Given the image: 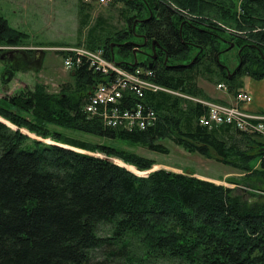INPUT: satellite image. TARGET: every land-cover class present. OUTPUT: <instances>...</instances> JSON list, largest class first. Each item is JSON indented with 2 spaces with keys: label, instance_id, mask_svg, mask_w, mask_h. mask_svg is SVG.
<instances>
[{
  "label": "trees",
  "instance_id": "obj_1",
  "mask_svg": "<svg viewBox=\"0 0 264 264\" xmlns=\"http://www.w3.org/2000/svg\"><path fill=\"white\" fill-rule=\"evenodd\" d=\"M98 1L81 0L80 12ZM108 5L121 6L125 27L93 26L85 48L101 50L106 59L115 56L127 71L143 70L149 75L142 79L197 101L163 91H144L142 97L125 92L124 107L143 104L154 124L131 132L107 128L83 108L93 89L113 76L95 72L86 58L56 94L36 84L0 98V119L16 128L0 121V264H91L103 248L118 264H134L139 253L150 264H264V200L255 193L245 199L234 189L163 169L138 177L111 161L142 175L154 161L120 144L167 155L161 141H169L244 174L250 190L263 191L264 139L230 125H200L207 107L198 101L209 100L198 81L217 80L236 95L243 78L264 79V0H111ZM136 35L151 54L138 62L132 54ZM26 39L0 14V47L22 46ZM227 41L239 50L232 74L223 67ZM11 53L0 50L1 85L26 64L8 57ZM50 126L107 144L63 138ZM21 130L56 144L30 139Z\"/></svg>",
  "mask_w": 264,
  "mask_h": 264
},
{
  "label": "rangeland",
  "instance_id": "obj_2",
  "mask_svg": "<svg viewBox=\"0 0 264 264\" xmlns=\"http://www.w3.org/2000/svg\"><path fill=\"white\" fill-rule=\"evenodd\" d=\"M89 1L82 0L84 3H89ZM80 5L81 0H0L1 16L4 17L10 27L27 36L22 46L0 47L2 52H12L8 57H14L19 64L26 63L23 65V69L20 68V70L15 71L11 75L6 85H1L0 83V98L13 96L25 88L32 90L36 84L44 86L50 94L58 93L61 85L72 82V70H66L63 64V56L67 49L87 50L84 46L86 35L93 26H101L107 31L112 29L119 30L125 27L119 15L120 5L112 7L93 2L90 9H86L84 12H80ZM86 14L87 19L85 17ZM84 20L86 24L83 25L82 22ZM227 26L231 27V24L227 23ZM224 28L230 30L226 27ZM230 31L234 32L235 30ZM136 36L132 41L135 43L132 48V54L135 62H138L147 59L151 54L145 47L146 41L142 38V35ZM143 39L144 43L142 42ZM229 42L232 41H227L225 43L226 47H223L222 60L225 71L228 74H232L238 67L239 50L234 47L233 43L229 45ZM107 60L110 64L127 73V70L117 63L119 61L117 57L114 56L111 60ZM3 69L4 66L0 63V73ZM242 81L243 88L241 90L249 96L250 102H237V94H229L223 84H221L223 88L219 89L217 80L207 82L200 79L198 85L203 89L206 98L209 100L202 102L237 107L243 114L260 118L264 122V79L254 80L246 77ZM156 90L157 92L162 90L163 92L177 95V93L164 89L156 88ZM219 95L229 98L232 105L218 103ZM177 96L181 97L182 95L178 94ZM0 121L11 129L16 130L9 123L1 119ZM50 129L61 134L63 138H71L88 144H107L106 140L86 133L54 126H50ZM21 132L30 139L43 142L44 144H56L51 138L41 139L25 130H21ZM161 144L168 149L169 153L167 155L153 153L139 145L124 143L120 145L144 158L153 160L155 165L152 170L163 169L212 180L217 185L234 189V194L244 195L245 199H249L251 197L250 194L255 193L259 199L264 200V188H262V192L250 190L246 185L247 180L243 178L244 174L214 160L189 154L169 141H161ZM57 145L63 147V145ZM74 151L90 154L76 149ZM92 155L99 156L96 153H92ZM111 161L118 166L125 167L124 164L117 160ZM127 168L136 172L132 167ZM141 257L140 253L137 254L134 264H150L141 261ZM118 262L117 258L112 256L109 248H103L94 252L91 264H118Z\"/></svg>",
  "mask_w": 264,
  "mask_h": 264
},
{
  "label": "built area",
  "instance_id": "obj_3",
  "mask_svg": "<svg viewBox=\"0 0 264 264\" xmlns=\"http://www.w3.org/2000/svg\"><path fill=\"white\" fill-rule=\"evenodd\" d=\"M110 1L99 0L97 3L107 6ZM82 58H86L89 61L90 67L95 72L107 78L113 76V79L93 89L89 101L83 108V112L89 118L100 119L107 128L129 132L133 130L142 131L153 126L155 116L150 109L143 104H136V106L126 108L122 102L125 92L132 93L138 97H142L144 91L157 92L156 88L159 87L142 79V75H149V73L140 69H135L133 72L126 71L127 73H125L120 68L107 62L108 60L104 57L101 50L92 52L89 50L67 49L65 56H63L64 68L66 70L78 68ZM218 88L221 89L223 86L219 84ZM181 97L193 100L185 96ZM236 99L239 103L250 102L249 96L242 90L237 92ZM198 102L207 107V115L199 119L200 125L208 128L230 125L240 132L250 135L256 134L264 139V122L260 118L247 116L237 107H228L211 102Z\"/></svg>",
  "mask_w": 264,
  "mask_h": 264
},
{
  "label": "crops",
  "instance_id": "obj_4",
  "mask_svg": "<svg viewBox=\"0 0 264 264\" xmlns=\"http://www.w3.org/2000/svg\"><path fill=\"white\" fill-rule=\"evenodd\" d=\"M211 96V95H210ZM219 102L218 103H222V104H227V105H232V103L230 102L229 98L227 99L226 97H224L223 95H219ZM243 108V106H242ZM245 109V108H243ZM196 178H199V177H196ZM199 179H202V180H206V181H209V182H212V183H215L217 184L216 182L212 181V180H208V179H204V178H199Z\"/></svg>",
  "mask_w": 264,
  "mask_h": 264
},
{
  "label": "water",
  "instance_id": "obj_5",
  "mask_svg": "<svg viewBox=\"0 0 264 264\" xmlns=\"http://www.w3.org/2000/svg\"><path fill=\"white\" fill-rule=\"evenodd\" d=\"M1 122H2V121H1ZM2 123H4V122H2ZM72 150H74V149H72ZM120 167H123V166H120ZM123 168L127 169L126 167H123ZM127 170L130 171V172H132V171L129 170V169H127ZM153 171H156V170H151V171H148V172H142V173H145V174H142V175L136 174V173H134V172H132V173L135 174V175L138 176V177H145V176H147L149 173H151V172H153Z\"/></svg>",
  "mask_w": 264,
  "mask_h": 264
},
{
  "label": "bare ground",
  "instance_id": "obj_6",
  "mask_svg": "<svg viewBox=\"0 0 264 264\" xmlns=\"http://www.w3.org/2000/svg\"><path fill=\"white\" fill-rule=\"evenodd\" d=\"M129 169V168H128ZM132 171V170H131ZM137 173V172H136Z\"/></svg>",
  "mask_w": 264,
  "mask_h": 264
},
{
  "label": "flooded vegetation",
  "instance_id": "obj_7",
  "mask_svg": "<svg viewBox=\"0 0 264 264\" xmlns=\"http://www.w3.org/2000/svg\"><path fill=\"white\" fill-rule=\"evenodd\" d=\"M156 58H154V60H155Z\"/></svg>",
  "mask_w": 264,
  "mask_h": 264
}]
</instances>
